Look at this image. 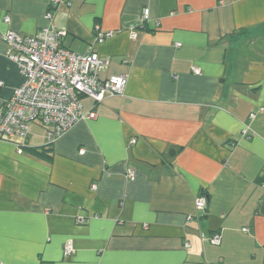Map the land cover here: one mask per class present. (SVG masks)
Wrapping results in <instances>:
<instances>
[{
    "label": "crops",
    "instance_id": "0c3cea01",
    "mask_svg": "<svg viewBox=\"0 0 264 264\" xmlns=\"http://www.w3.org/2000/svg\"><path fill=\"white\" fill-rule=\"evenodd\" d=\"M48 4L0 0V32L63 30L127 84L51 143L0 141V264H264V0ZM22 83L0 40V109Z\"/></svg>",
    "mask_w": 264,
    "mask_h": 264
},
{
    "label": "built area",
    "instance_id": "2783aa9c",
    "mask_svg": "<svg viewBox=\"0 0 264 264\" xmlns=\"http://www.w3.org/2000/svg\"><path fill=\"white\" fill-rule=\"evenodd\" d=\"M61 1L48 0L44 18L49 23L53 20V10ZM149 20L150 11L146 7L141 13V25L144 26ZM3 22L8 24L9 17H5ZM64 36L65 31L54 27L43 28L34 36H20L12 30L0 32V40L6 46V57L16 65L23 77V83L0 109V141L21 139L18 145L21 149L26 144L30 124L35 122L45 127L51 143L76 123L95 117L94 110L84 112L83 97L100 103L107 96L123 95L126 75L100 79L99 73L108 61L101 59L95 51L75 53L64 49L60 45ZM110 36L111 33L96 28L93 43H102ZM249 117L253 119L254 114ZM243 135H247L246 131H243ZM126 176L132 178L134 172L128 169ZM206 202V197L199 195L194 204L196 211H204ZM77 222L81 224L82 219ZM207 240L217 246L220 244V234L215 232ZM73 253L72 242H66L63 256L70 257Z\"/></svg>",
    "mask_w": 264,
    "mask_h": 264
}]
</instances>
